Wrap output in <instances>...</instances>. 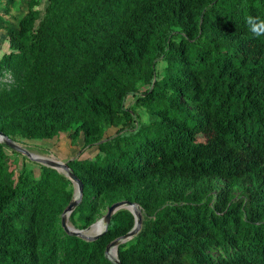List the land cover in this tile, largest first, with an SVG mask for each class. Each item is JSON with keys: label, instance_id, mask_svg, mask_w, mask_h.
<instances>
[{"label": "trees", "instance_id": "16d2710c", "mask_svg": "<svg viewBox=\"0 0 264 264\" xmlns=\"http://www.w3.org/2000/svg\"><path fill=\"white\" fill-rule=\"evenodd\" d=\"M39 5L0 0V132L97 147L65 161L83 183L70 223L128 200L142 223L121 264H264V37L245 23L264 19V0ZM29 160L0 141V264H115L105 248L132 212L96 240L69 235L73 183Z\"/></svg>", "mask_w": 264, "mask_h": 264}, {"label": "water", "instance_id": "95a60500", "mask_svg": "<svg viewBox=\"0 0 264 264\" xmlns=\"http://www.w3.org/2000/svg\"><path fill=\"white\" fill-rule=\"evenodd\" d=\"M0 141L4 142L11 149L17 151L18 153H21L22 155L27 156L29 159L34 160L38 163L44 164L46 166L55 168L58 171L64 173L73 183L74 185L73 197L61 215V226L64 229V231L68 233L69 235L78 236L87 241L96 240L100 235L103 234V232H105L107 225L110 222L112 214H114L116 211L123 209V208L129 209L132 212L134 219H135L134 226L132 227V229L128 231L126 234L120 237H117L116 239L108 243L105 248L106 257L109 258L111 261H113V263L115 264H121L117 258V246L121 242H124L132 238L134 235H136L139 232L141 228V223H142V214H141V208L139 204L128 201V200L116 201L107 208L106 213L103 215V217H101L100 219H98L97 221L89 225L87 228L78 229L76 227L70 226L68 217L70 213L72 212V210L77 206V204L80 202L82 198V188H83L82 181L70 169V167L67 165L65 161L56 160V159H53L51 157H46V156H35L32 153H30L27 148H25L18 142L12 140L10 137H8L2 132H0ZM97 222L101 223V229L95 232L94 234H87L85 231H87L93 224ZM112 248H115V256L110 255V250Z\"/></svg>", "mask_w": 264, "mask_h": 264}, {"label": "rangeland", "instance_id": "374dc122", "mask_svg": "<svg viewBox=\"0 0 264 264\" xmlns=\"http://www.w3.org/2000/svg\"><path fill=\"white\" fill-rule=\"evenodd\" d=\"M39 2H40L39 9H43L46 5V0H39ZM5 51H7V41L5 40L4 35L0 33V55ZM163 64L164 62H160L158 64L159 72L162 71V68L164 66ZM132 101H133L132 97L129 96L125 102L126 106H129L132 103ZM114 131H115V128H111L107 130L106 134H113ZM199 139H202V138H199ZM82 144H83L82 139H79L76 143H74L69 138V135L65 134V135L59 136V138L57 139L41 140V141L34 142V144L31 143L29 145H22V146L27 148L28 151L35 156H46V157H51L53 159L61 160V161H66L68 159H71L77 156L80 158H92L97 152V147L96 146L83 147ZM10 155L13 156V154H10ZM35 162L36 161L34 160H29V161H26L25 163L29 167L34 169V172L37 174L38 166ZM69 224L70 226H73L70 223V221H69ZM93 226H91L85 232L87 234H94L95 232L99 231L98 227L96 226L93 227Z\"/></svg>", "mask_w": 264, "mask_h": 264}, {"label": "clouds", "instance_id": "9594fccd", "mask_svg": "<svg viewBox=\"0 0 264 264\" xmlns=\"http://www.w3.org/2000/svg\"><path fill=\"white\" fill-rule=\"evenodd\" d=\"M245 23L254 37H264V19L255 16H248L245 19Z\"/></svg>", "mask_w": 264, "mask_h": 264}, {"label": "bare ground", "instance_id": "6f19581e", "mask_svg": "<svg viewBox=\"0 0 264 264\" xmlns=\"http://www.w3.org/2000/svg\"><path fill=\"white\" fill-rule=\"evenodd\" d=\"M98 224V225H97ZM97 224H95L94 226H96V227H98V230H100L101 229V223H97ZM93 226V227H94ZM110 255H112V256H115V248H112L111 250H110Z\"/></svg>", "mask_w": 264, "mask_h": 264}]
</instances>
